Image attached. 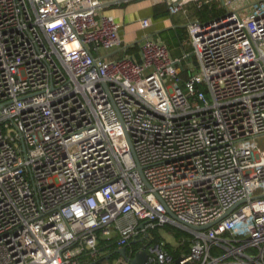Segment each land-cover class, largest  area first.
<instances>
[{"label":"built area","instance_id":"built-area-1","mask_svg":"<svg viewBox=\"0 0 264 264\" xmlns=\"http://www.w3.org/2000/svg\"><path fill=\"white\" fill-rule=\"evenodd\" d=\"M162 1L223 9L188 22L189 59L150 37L127 54L102 0H0V264L110 238L172 264L149 241L167 223L192 235L180 264H264V0Z\"/></svg>","mask_w":264,"mask_h":264},{"label":"crops","instance_id":"crops-1","mask_svg":"<svg viewBox=\"0 0 264 264\" xmlns=\"http://www.w3.org/2000/svg\"><path fill=\"white\" fill-rule=\"evenodd\" d=\"M102 1L104 2L103 11L121 24L122 38L124 45L127 46L126 53L133 55L137 59H139V43L145 37L162 40L167 45L172 58H181L185 53H189L187 55L189 59L188 56L192 52V46L187 33L188 22L194 18L206 21L219 15L215 13V10H219L218 13H222L223 11L222 8L213 7V3L211 5L206 4L207 8H209L204 11H197L195 4H189L183 11L175 15H170L167 8L168 3L162 0H129L128 2H124L123 0ZM164 10H166L167 14L157 15ZM146 17L151 18L152 24L149 28L144 29L140 27V20ZM104 55L107 58L120 57L123 55V51L120 48H116ZM188 59L183 60L182 63H189ZM185 72L183 71V76H185ZM160 233L162 235L161 231ZM165 233L169 234L167 232ZM162 237L164 238L163 235ZM172 238L174 239V237ZM174 242L177 241L174 239ZM168 243L173 247H177L179 244L178 242L176 245L171 242ZM100 255H105V253L100 251ZM79 264L85 263L79 260Z\"/></svg>","mask_w":264,"mask_h":264},{"label":"trees","instance_id":"trees-1","mask_svg":"<svg viewBox=\"0 0 264 264\" xmlns=\"http://www.w3.org/2000/svg\"><path fill=\"white\" fill-rule=\"evenodd\" d=\"M208 8H207V5H204L201 10L197 9V11H204ZM218 11L219 10H215V13L220 14L218 13ZM165 14H167L166 10L161 11V13L157 15H165ZM161 230H164L165 232L171 234L175 238V240L179 243L178 246L173 247L170 243L165 242L164 238L162 237L160 233ZM149 235H150V240H149L150 242L163 241L165 243V249L167 250V252L173 255L175 259L178 258L180 254L182 253L187 254L190 250V240L192 238V235L188 233L187 231L177 226H174L172 224L167 223V224H164L163 226H157L155 228H152L149 230ZM115 240L116 238L99 239L100 251H102V253H105V254L112 252L116 248ZM140 240L145 241L146 244L149 243L148 240H144L141 238L138 240L131 241L130 244L127 245V253L130 257H133L134 251H132V249L137 248L136 245L137 243L140 242ZM79 260L85 264H129L118 254H113L109 258H104L103 255L102 256L100 255L97 258H92L88 254L84 253L79 258Z\"/></svg>","mask_w":264,"mask_h":264},{"label":"water","instance_id":"water-1","mask_svg":"<svg viewBox=\"0 0 264 264\" xmlns=\"http://www.w3.org/2000/svg\"><path fill=\"white\" fill-rule=\"evenodd\" d=\"M129 146H130V149H131L132 153L134 154V150H133V147H132L130 141H129ZM134 156H135V154H134ZM137 168H138V170H139V172H140V174H141V177H142V179H143L145 185L149 187L148 182L145 180V178H144V176H143L142 167L138 164ZM234 208H235V207H233V208H231L230 210H228V211H227L222 217L226 216V215H227L228 213H230ZM168 214H169L171 217L177 219L176 216H175L173 213H171L170 211H168ZM222 217H221V218H222ZM221 218H219L218 220H220ZM218 220H217V221H218ZM217 221H215V222H211V223H209V224H207V225L200 226V227H197V226H194V225H191V224H187V223H183V222H182V223L185 224L186 226L192 228V229L200 230V229H205V228H208V227L214 225ZM113 254H118L119 256H121V257H122L126 262H128L129 264H141V263H139V261H137L134 257H130V256L128 255V253H127V246H123V247H120V248H115L112 252L103 255V257H104V258H109V257H110L111 255H113ZM172 264H180V258H179V257L176 258V260H175Z\"/></svg>","mask_w":264,"mask_h":264},{"label":"rangeland","instance_id":"rangeland-1","mask_svg":"<svg viewBox=\"0 0 264 264\" xmlns=\"http://www.w3.org/2000/svg\"><path fill=\"white\" fill-rule=\"evenodd\" d=\"M258 142L260 143L261 146L264 147V135L260 136L258 138ZM162 235L165 238V242H171L173 244H177V242H174V239L172 238L173 236L171 234H166L164 230H161ZM137 248H133L132 251H134L133 257L139 261L141 264H147V259H148V253L146 251V242L143 240H140L139 243H137ZM131 251V249H130Z\"/></svg>","mask_w":264,"mask_h":264}]
</instances>
